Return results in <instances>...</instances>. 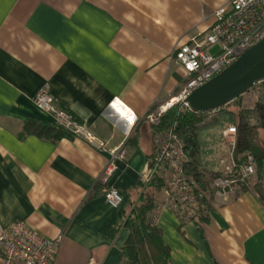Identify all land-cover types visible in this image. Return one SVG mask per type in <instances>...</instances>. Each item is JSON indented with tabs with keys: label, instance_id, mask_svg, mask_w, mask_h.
<instances>
[{
	"label": "crops",
	"instance_id": "obj_1",
	"mask_svg": "<svg viewBox=\"0 0 264 264\" xmlns=\"http://www.w3.org/2000/svg\"><path fill=\"white\" fill-rule=\"evenodd\" d=\"M228 3L0 0V231L21 221L45 238L62 235L54 264H121L128 235L121 225L139 200L154 150L146 114L176 95L182 79L170 55L209 30L214 11ZM44 84L56 107L106 149L125 150L108 178L123 200L119 207L102 193L107 151L81 137L51 140L33 132L55 125L33 102ZM218 123L200 129V158L204 169L221 172L222 131L232 121ZM210 190L211 210L200 224L179 223L166 208L156 212L168 263L264 264V207L256 194L213 184ZM156 199L157 205L162 189ZM113 227L120 229L112 234Z\"/></svg>",
	"mask_w": 264,
	"mask_h": 264
},
{
	"label": "built area",
	"instance_id": "obj_2",
	"mask_svg": "<svg viewBox=\"0 0 264 264\" xmlns=\"http://www.w3.org/2000/svg\"><path fill=\"white\" fill-rule=\"evenodd\" d=\"M214 22L205 33L190 37L188 43L174 49L171 59L182 69V79L176 95L167 102L156 104L147 114L146 119L154 127L161 123L164 113L175 108L170 125L158 132H153V154L151 155L142 181L147 183L154 175L167 172L162 187L163 199L156 205L155 214L161 208L171 211L179 223L200 224V196L194 177L185 167L189 162L185 143L176 133V117L192 108L187 102L189 93L195 87L207 82L210 78L232 63L245 49L255 45L264 37V0H230V3L218 7L214 13ZM264 80L255 85H259ZM254 85V86H255ZM253 86V87H254ZM33 102L41 111L49 114L53 123L73 137L86 140L96 149L107 151L110 159L102 171V182L105 185L102 193L111 207H119L122 198L114 185L108 184V178L117 168L115 160L124 159L125 150L106 149L85 126L84 123L66 110L54 104L49 85L39 87ZM196 113V112H195ZM203 113V112H198ZM236 132L233 124L228 125L222 133L225 144L221 160L222 176L213 180L217 188L248 179L255 174L256 166L252 156L238 163L235 156ZM62 241V235L45 238L25 222H14L0 231V264H54L55 257ZM89 264H95L90 262Z\"/></svg>",
	"mask_w": 264,
	"mask_h": 264
},
{
	"label": "trees",
	"instance_id": "obj_3",
	"mask_svg": "<svg viewBox=\"0 0 264 264\" xmlns=\"http://www.w3.org/2000/svg\"><path fill=\"white\" fill-rule=\"evenodd\" d=\"M258 96L264 97V82L253 87ZM241 97V96H240ZM240 97L234 99L225 108L214 113V117L205 122L204 117L208 114L187 111L176 117V133L185 143L186 155L189 162L185 169L194 177L197 184V193L200 196V221L207 220L211 210L210 182L221 177L219 171L202 170L200 158V129L209 122H218L222 114L232 118V124L236 132L235 156L238 163L243 162L249 155L253 157L256 166V183L249 187L246 182L238 183L240 191H250L256 194L258 201L264 207V100L256 101L252 107H243ZM175 108L163 114L161 123L153 127V132L167 128L174 116ZM34 133L57 140L62 137H72L59 126L36 127ZM142 193L138 202L127 212L122 228L128 231L122 252L121 264H169L170 250L164 243L161 229L155 225L156 194L162 189L163 181L158 175H154L147 183L139 182ZM119 227H113L114 234Z\"/></svg>",
	"mask_w": 264,
	"mask_h": 264
},
{
	"label": "water",
	"instance_id": "obj_4",
	"mask_svg": "<svg viewBox=\"0 0 264 264\" xmlns=\"http://www.w3.org/2000/svg\"><path fill=\"white\" fill-rule=\"evenodd\" d=\"M264 80V37L187 97L194 112L216 111Z\"/></svg>",
	"mask_w": 264,
	"mask_h": 264
},
{
	"label": "rangeland",
	"instance_id": "obj_5",
	"mask_svg": "<svg viewBox=\"0 0 264 264\" xmlns=\"http://www.w3.org/2000/svg\"><path fill=\"white\" fill-rule=\"evenodd\" d=\"M261 84V83H260ZM260 99L263 101L264 100V97L262 95L258 96L256 92L253 91V87L248 90V92L244 95H242L240 97V104H242L243 107H252L254 105V103L256 101H260ZM214 113H209V115L205 116L204 119H205V122H208L210 120V118L214 117L213 115ZM232 121V118H230L227 114H222V116H220V120L218 121V125L219 126H225L226 124H228L229 122ZM219 131H214V137L216 138L215 142L217 141V143H220V133H217ZM223 132V131H222ZM221 168V166H220ZM202 170H206L203 168V165H202ZM221 170V169H220ZM207 171V170H206ZM161 172L163 173H159L157 174L158 177L162 178V181H163V185L165 184V179H166V174L167 172L164 170V169H161ZM190 174V173H189ZM221 174H222V171H221ZM242 182L241 180H237L236 183H233V184H230L229 186L230 187H236V189H238V183ZM244 182H246V184L249 186V187H252L257 181H256V172L255 174H253L252 176H250L248 179H245L243 180ZM210 186H212L213 184V181L210 182Z\"/></svg>",
	"mask_w": 264,
	"mask_h": 264
}]
</instances>
